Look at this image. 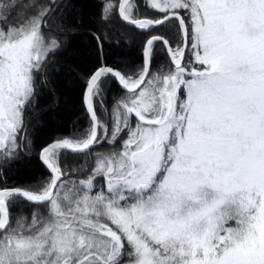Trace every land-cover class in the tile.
Segmentation results:
<instances>
[{"label":"snow or ice","instance_id":"1","mask_svg":"<svg viewBox=\"0 0 264 264\" xmlns=\"http://www.w3.org/2000/svg\"><path fill=\"white\" fill-rule=\"evenodd\" d=\"M72 6L0 0V264H264V0H103L85 125L9 185ZM118 24L145 36L123 70Z\"/></svg>","mask_w":264,"mask_h":264},{"label":"trees","instance_id":"2","mask_svg":"<svg viewBox=\"0 0 264 264\" xmlns=\"http://www.w3.org/2000/svg\"><path fill=\"white\" fill-rule=\"evenodd\" d=\"M102 3L103 0H72L68 14L74 32L67 37V46L53 61L58 70L51 74L47 87L41 89L35 115L29 114L35 151L30 157L22 156L5 172L9 185L29 184L46 175L38 159L40 148L55 138L72 135L77 126L85 125L80 77L88 75L100 62L88 32L96 30ZM144 39L145 36L133 27L118 24L104 45V62L122 70L126 65L139 64ZM112 92L119 93L114 84ZM98 150L107 151V147Z\"/></svg>","mask_w":264,"mask_h":264}]
</instances>
